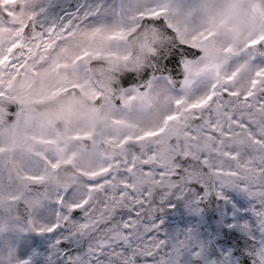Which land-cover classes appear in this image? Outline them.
<instances>
[{"label": "snow or ice", "instance_id": "1", "mask_svg": "<svg viewBox=\"0 0 264 264\" xmlns=\"http://www.w3.org/2000/svg\"><path fill=\"white\" fill-rule=\"evenodd\" d=\"M0 264H264V0H0Z\"/></svg>", "mask_w": 264, "mask_h": 264}]
</instances>
